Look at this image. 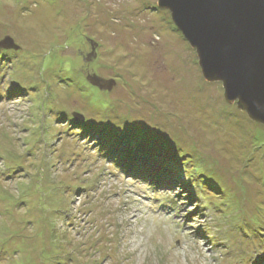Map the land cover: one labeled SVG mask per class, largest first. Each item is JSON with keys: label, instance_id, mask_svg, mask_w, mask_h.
Wrapping results in <instances>:
<instances>
[{"label": "rangeland", "instance_id": "rangeland-1", "mask_svg": "<svg viewBox=\"0 0 264 264\" xmlns=\"http://www.w3.org/2000/svg\"><path fill=\"white\" fill-rule=\"evenodd\" d=\"M6 35L0 264H264V124L169 9L0 0Z\"/></svg>", "mask_w": 264, "mask_h": 264}, {"label": "water", "instance_id": "water-1", "mask_svg": "<svg viewBox=\"0 0 264 264\" xmlns=\"http://www.w3.org/2000/svg\"><path fill=\"white\" fill-rule=\"evenodd\" d=\"M157 5L169 9L195 48L202 75L221 81L224 99H236L248 117L264 124V0H157ZM0 47L17 45L6 35ZM87 79L99 88L114 84Z\"/></svg>", "mask_w": 264, "mask_h": 264}, {"label": "flooded vegetation", "instance_id": "flooded-vegetation-1", "mask_svg": "<svg viewBox=\"0 0 264 264\" xmlns=\"http://www.w3.org/2000/svg\"><path fill=\"white\" fill-rule=\"evenodd\" d=\"M93 50V49H92ZM94 55V54H93ZM99 88V87H98Z\"/></svg>", "mask_w": 264, "mask_h": 264}, {"label": "trees", "instance_id": "trees-1", "mask_svg": "<svg viewBox=\"0 0 264 264\" xmlns=\"http://www.w3.org/2000/svg\"><path fill=\"white\" fill-rule=\"evenodd\" d=\"M94 86H96V85H94Z\"/></svg>", "mask_w": 264, "mask_h": 264}]
</instances>
